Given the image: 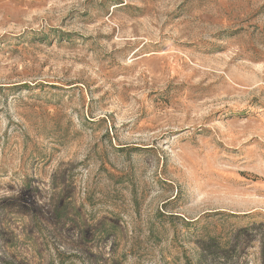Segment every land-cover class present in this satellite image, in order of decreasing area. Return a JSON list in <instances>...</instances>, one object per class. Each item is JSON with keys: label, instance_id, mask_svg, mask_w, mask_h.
<instances>
[{"label": "rangeland", "instance_id": "1", "mask_svg": "<svg viewBox=\"0 0 264 264\" xmlns=\"http://www.w3.org/2000/svg\"><path fill=\"white\" fill-rule=\"evenodd\" d=\"M0 264H264V0H0Z\"/></svg>", "mask_w": 264, "mask_h": 264}]
</instances>
